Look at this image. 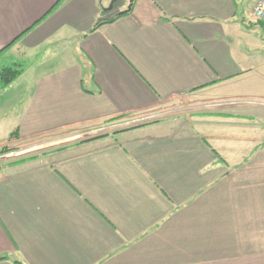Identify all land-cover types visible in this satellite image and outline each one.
Here are the masks:
<instances>
[{
  "label": "crops",
  "instance_id": "crops-1",
  "mask_svg": "<svg viewBox=\"0 0 264 264\" xmlns=\"http://www.w3.org/2000/svg\"><path fill=\"white\" fill-rule=\"evenodd\" d=\"M257 1L0 0V264H264Z\"/></svg>",
  "mask_w": 264,
  "mask_h": 264
},
{
  "label": "built area",
  "instance_id": "built-area-1",
  "mask_svg": "<svg viewBox=\"0 0 264 264\" xmlns=\"http://www.w3.org/2000/svg\"><path fill=\"white\" fill-rule=\"evenodd\" d=\"M252 17L255 21H264V0H258L253 11ZM231 104L236 106H258L264 108V99L260 98H246V99H238L232 101ZM114 127V126H113ZM110 130H112V126L106 128L92 129V130H77L76 132H72L70 135H65L64 137H58L54 140L49 141H36L31 143H26L21 148L17 150H12L7 156L8 157H16L25 155L27 153L33 152L35 150H39L42 148L48 147L49 145H55L64 142H83L89 139L97 138L101 135L107 134ZM115 130V129H114ZM70 132V131H69Z\"/></svg>",
  "mask_w": 264,
  "mask_h": 264
},
{
  "label": "trees",
  "instance_id": "trees-1",
  "mask_svg": "<svg viewBox=\"0 0 264 264\" xmlns=\"http://www.w3.org/2000/svg\"><path fill=\"white\" fill-rule=\"evenodd\" d=\"M120 14L119 16H122ZM104 22H98L94 30L101 26ZM93 30V31H94ZM9 49V48H8ZM27 64L8 58L5 54L0 53V92L10 87L18 78L26 71ZM18 264H23L17 261Z\"/></svg>",
  "mask_w": 264,
  "mask_h": 264
},
{
  "label": "rangeland",
  "instance_id": "rangeland-1",
  "mask_svg": "<svg viewBox=\"0 0 264 264\" xmlns=\"http://www.w3.org/2000/svg\"><path fill=\"white\" fill-rule=\"evenodd\" d=\"M112 1L113 0H110V3H109V5H108V8H110V6H111V3H112ZM127 2V1H126ZM117 4L118 5H116V7L118 6H121V4H122V1H119V2H117ZM115 6V5H114ZM113 10H110L109 12H112ZM116 11H117V9H116ZM10 59H12V58H10ZM240 99H242V98H240ZM243 99H246V98H243ZM260 99H263V98H260ZM236 100H238V99H236ZM232 101H234V100H232ZM243 107H246V106H243ZM247 107H254V108H261V107H258V106H247ZM181 108V104H172V105H168L167 106V110L168 111H172L173 113V115H175V114H177V112H179V111H177L178 109H180ZM77 130L76 129H74V130H72V132L74 133V132H76ZM81 131V130H80ZM72 132L70 131H65L64 133H60V134H57V135H53V136H49V135H47V136H43V137H41V138H38V139H35V140H32L31 142H36V141H49V140H54L55 138H58V137H64L65 135H70V134H72ZM2 137H4L3 135H2ZM2 137H0V143L3 141V138ZM31 142H29V143H31ZM73 142H64V143H59V144H55V145H49L48 147L46 146L45 148H49V147H51V148H53V147H56V146H63V145H68V144H72Z\"/></svg>",
  "mask_w": 264,
  "mask_h": 264
},
{
  "label": "water",
  "instance_id": "water-1",
  "mask_svg": "<svg viewBox=\"0 0 264 264\" xmlns=\"http://www.w3.org/2000/svg\"><path fill=\"white\" fill-rule=\"evenodd\" d=\"M119 1H127L129 3V7H128V10L127 12L131 11L132 7H133V4L136 0H113L112 3H111V6L110 8H107V10H113L114 8V5L119 2Z\"/></svg>",
  "mask_w": 264,
  "mask_h": 264
}]
</instances>
